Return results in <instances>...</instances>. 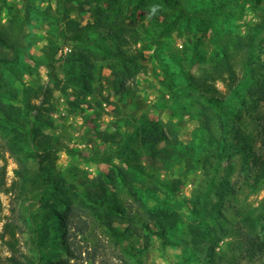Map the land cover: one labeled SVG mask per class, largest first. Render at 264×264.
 <instances>
[{
	"label": "trees",
	"instance_id": "obj_1",
	"mask_svg": "<svg viewBox=\"0 0 264 264\" xmlns=\"http://www.w3.org/2000/svg\"><path fill=\"white\" fill-rule=\"evenodd\" d=\"M25 6L26 15L31 10L39 13L38 17L60 29L58 35L65 41L73 42L72 51L63 57L65 80L61 88L66 92L69 87L74 90L76 99L69 102L76 109L92 108L88 96L94 94L96 80L93 76L96 64L101 61L104 62L101 65L111 70L112 88L119 101L138 92L137 78L141 72L151 69L153 75L170 77L166 86L179 101L182 115L196 119L198 125L194 139L185 144L179 139L177 122L140 127L141 132L137 134L140 146L143 149L147 146L151 158L168 172L167 181L156 175H145L148 173L140 153L130 146L129 133L122 131V125L116 126L117 133L96 128L94 132L101 142L118 147L116 155L110 158L120 161L111 163L104 175L91 179L96 185L88 193L92 201L88 203L75 191V184L68 183L57 164L60 150L69 154L74 150L59 136L45 131L54 126L51 89L30 85L19 89L8 83L10 98L17 100L21 94L23 103L0 101V139L4 142L0 141V154L4 146L17 161L14 186L18 195L33 196L39 203L41 225L36 227V249L43 252L45 246H51L41 258L32 254L24 261L16 260L15 264H40L43 258L47 259L53 246L58 245L53 240L54 235L61 236L63 251L62 257L56 256L55 264H77V248L71 239L76 201L90 207L104 225H109L113 241L119 247L125 246L124 241L131 236L130 229L113 225L117 210L123 206L116 199L113 208L104 205L108 197L105 187L121 181L128 186L143 214L137 218L132 216L131 222H138L142 229L149 230L148 238L154 235L182 249L186 260L198 259L203 251L209 264L264 260V199L236 221L224 217L222 211L225 196L232 189L231 174L235 170L234 161L223 168L224 159L233 160L237 154L241 170L249 175L254 172L253 187L261 188L264 184V0H61L58 14L52 16L50 3L40 9L28 0ZM246 6L253 8L256 21L242 33L235 19L246 17ZM138 11L144 13L137 19ZM85 14L90 15L91 21L83 23ZM146 15L150 26L145 25ZM129 20L139 22L150 37L149 45L142 43L136 47L145 38L141 37L139 27L130 25ZM10 22L7 28L1 25L0 17V46L13 49L17 56L12 61L3 57L2 61L11 63L14 71L19 72L26 63L18 64L25 48L14 39L13 20ZM50 32L53 34L52 30ZM200 33L211 34L209 42L213 49L209 55L202 50ZM176 38L185 39L182 51L171 49L170 43ZM47 40L40 49L43 60L35 62L52 70L61 47L56 39ZM147 51H150L148 57ZM241 52L243 63L239 75L234 59ZM185 60L201 64L200 71L189 72L183 65ZM145 61L152 63L148 66ZM15 65L17 67H13ZM218 81L226 84L228 95L220 91ZM106 100L109 101V97ZM98 103L101 106V102ZM138 137L134 141H139ZM204 140L207 146L202 147V154L197 148ZM197 168L203 173L202 183H198L186 200L190 219L181 227L182 217L170 212L168 201ZM150 198L155 201L154 205H150ZM54 223L59 225L57 233L51 232ZM228 237L231 239L226 248L218 252L220 241ZM136 242L121 248L131 258L134 257L129 250ZM185 263L181 260L179 264Z\"/></svg>",
	"mask_w": 264,
	"mask_h": 264
},
{
	"label": "rangeland",
	"instance_id": "obj_2",
	"mask_svg": "<svg viewBox=\"0 0 264 264\" xmlns=\"http://www.w3.org/2000/svg\"><path fill=\"white\" fill-rule=\"evenodd\" d=\"M32 1L33 5H38L40 9H44L50 3L53 9L51 16L58 14L57 8L61 0ZM27 2L28 0H0L1 25L9 28L8 24L13 20V27L11 28L13 37L21 48L26 49H23L24 53L18 64H23L25 61L26 63L19 72H16L12 68L11 63L7 64L2 61L3 57L12 61L17 56L16 52L13 49L0 46V101L17 105L23 103L21 94L17 100L10 98L7 93L8 83L19 89L26 85L51 89L50 101L55 105V108L51 111L54 126L45 131L59 136L68 144L70 149L74 150L71 154L66 152V150H60L57 164L68 183H74L76 186L75 191L80 194L81 198H85L88 203H92L88 198V193L96 185L91 179L98 174L104 175L107 173L111 163L120 161L117 158H110L112 154L116 155L115 150L118 147L108 146L101 142L94 132L96 128L117 133L119 129L116 126L122 125V131L129 133L128 141H131V145H129L136 147L140 153V160L145 165L148 173L145 175L149 177L156 175L160 179L167 181L168 172L161 168L160 162L151 158L146 149L147 146H145V149L140 146V137L137 134L141 132V126L165 125L168 121H174L179 125V139L184 144L194 139V131L198 121L182 115L179 101L172 97V90H168L166 86V83H169L171 78L153 75L151 69L141 72L137 78L140 82L138 92L128 99L119 101L112 88L111 70L103 66L104 64L101 65L104 62L98 60L96 73L93 76L96 80L94 94L88 96V99L91 100L92 108L82 111L79 108L76 109L69 102L76 99L74 90L69 87L66 92L61 88L65 80L63 57L72 51L73 42L65 41L63 36L58 35L60 29L53 28L49 25L48 20L38 17L40 16L39 13L37 15L31 10L26 15L25 5ZM55 8L56 10L54 11ZM137 13L136 18L138 19L139 15L144 12L138 11ZM245 13V18L235 19V23L242 33H245L248 27L251 26L250 23L256 21L254 10L251 6H246ZM73 15L75 16L76 13ZM145 17V25L150 26L147 21L148 15ZM162 19L164 20V18ZM89 21H91L90 15L85 14L83 23ZM128 22L130 25L138 26L141 37L145 38L140 40L136 47H140L142 43L149 45L150 40L147 39L150 37L142 30V26L138 25L139 22L131 20ZM51 30L53 34L50 32ZM210 36L211 34L206 33L198 35L201 39L202 50L208 55L213 49L209 42ZM47 38L56 39L60 43L61 49L65 46L70 48L66 53L64 50H59L56 56L58 62L52 70L35 62L43 60L40 49L48 42ZM185 43V39L176 38L175 41L170 43L172 44L171 49L173 47V50L179 49L182 51ZM149 53L150 51H147V57ZM235 56V66L238 74L241 75L243 52L237 53ZM144 63L150 66L152 62L145 61ZM183 65L186 66L189 72L193 73H198L202 67L200 66L201 64L197 62L190 63L189 60H185ZM27 67H30L32 71H28ZM163 78L165 83L162 80ZM217 86L224 95H228L226 84L218 81ZM106 97H109V101L106 100ZM233 100L236 104L235 98ZM35 101H38L37 103L40 102L37 99ZM98 101L101 102V106ZM115 106L119 108H115ZM118 111L119 114L117 115ZM136 137H138L139 141H134ZM0 141L4 143L3 140L0 139ZM195 143L198 144V141H195ZM206 146L207 143L204 140L197 150H200L203 154L202 147ZM232 158L233 160L224 159L222 163L223 168L232 161L235 163V170L231 174L232 189L225 196L222 211L224 217L236 221L243 214L249 213L250 209L257 207L261 200L264 199V184L261 185V188H254L252 183L254 172L252 171L249 175L241 170V161L237 154ZM17 168L18 164L13 154L2 146L0 154V264H15L16 260L24 261L32 254H36L41 258V255L49 252L50 249L48 248L51 247L45 246L42 250L43 252H39L36 249V227L39 223L41 225V218L38 213L40 211L39 203L33 196L24 198L18 195L14 186L17 180L15 173ZM183 168H185L184 165ZM189 178L190 180L183 185L182 189L168 201L170 212L181 215L183 220L181 227H185L190 219L188 213L189 201L186 202V200L192 196L198 183H202L200 181L203 178V173L197 168L196 172L191 174ZM105 189L108 191V197L104 203L107 208H113L114 199L123 206L122 209L117 210L113 225L119 229L128 227L131 233L130 239L124 241L125 246L119 247L120 245L113 241L114 239L109 233V225H104L90 207L76 201L75 216L73 217L74 235L71 239L75 241L77 248L76 253L78 256L75 260L77 264H179L181 260H185V264H209L205 260V251L199 253L198 259L188 261L185 259V255L182 256V249L174 247L171 243H164L154 235L148 238L149 230L142 229L138 222H131L130 218L132 216L137 218L143 214L124 182L121 181L116 185L109 184ZM149 203L154 205L155 201L150 198ZM58 231L59 225L54 223L51 232L57 233ZM60 239L61 236L54 235L53 240L58 245L53 246L47 259L43 258L40 264H55L56 256L62 257L63 251L60 247ZM230 239L228 237L221 240L216 250L219 252L226 248L227 241ZM134 241H137L136 244L129 250L134 257L131 258V255L125 253L122 247L131 246ZM202 247L205 248L206 244L202 245ZM241 264H264V260L243 261Z\"/></svg>",
	"mask_w": 264,
	"mask_h": 264
},
{
	"label": "built area",
	"instance_id": "obj_3",
	"mask_svg": "<svg viewBox=\"0 0 264 264\" xmlns=\"http://www.w3.org/2000/svg\"><path fill=\"white\" fill-rule=\"evenodd\" d=\"M61 50H64V52L66 53L68 50H70V48L68 46H65L63 49Z\"/></svg>",
	"mask_w": 264,
	"mask_h": 264
},
{
	"label": "clouds",
	"instance_id": "obj_4",
	"mask_svg": "<svg viewBox=\"0 0 264 264\" xmlns=\"http://www.w3.org/2000/svg\"><path fill=\"white\" fill-rule=\"evenodd\" d=\"M156 11V9L155 8H153V12H155Z\"/></svg>",
	"mask_w": 264,
	"mask_h": 264
}]
</instances>
